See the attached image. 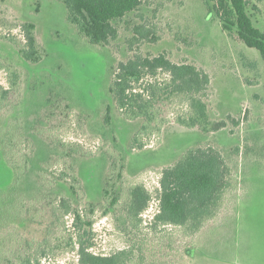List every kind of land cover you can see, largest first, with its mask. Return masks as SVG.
Segmentation results:
<instances>
[{
	"label": "rangeland",
	"instance_id": "obj_1",
	"mask_svg": "<svg viewBox=\"0 0 264 264\" xmlns=\"http://www.w3.org/2000/svg\"><path fill=\"white\" fill-rule=\"evenodd\" d=\"M247 2L254 25L263 30L264 0ZM207 13L203 0H141L138 9L115 23L117 38L101 46L89 43L68 22L62 1L0 0V58L7 56L22 70L16 103L0 110V140L5 135L13 140V156L24 150L31 155L17 187L14 166L20 157H13V166L9 165L3 154L6 147L0 143V251L6 256L0 264H12L28 254L38 264H79L75 252L63 251L64 240L69 233L74 234L70 216L64 218L65 229L55 218L52 231L47 232L51 216L44 200L39 199L48 190L82 209L90 201L102 203L103 181L114 161L123 166L121 198L106 213L97 205L92 214V249L108 254L126 248L129 234L120 229L125 223L120 206L128 188L142 183L151 192L142 213L146 224L157 209L156 188L162 168L200 144L219 147L239 171L240 189L233 194L231 215L220 214L221 209L193 236H185L176 227H165L171 232L174 249L158 250L152 256L155 264H172L179 258L177 264H264V58L245 46L235 28L223 29L220 18ZM24 22L35 25L41 50L38 62H25L7 39H21ZM137 24L147 31L137 34L129 44ZM161 52L174 62L187 60L208 72L211 118L229 114L239 119V124L228 120L225 129L210 135L182 127L175 118L186 105L175 100L166 106L160 133L146 135L144 147L132 148L140 119L128 120L117 111L109 91L112 68L135 54ZM166 78L168 75L160 72L155 79ZM150 80L146 76L142 82ZM0 86H8L4 70H0ZM60 141L91 155L62 153L57 146ZM235 146L239 150L235 151ZM18 149L20 153H16ZM74 158L82 181L77 182L79 202L67 183L56 177ZM44 163L45 182L50 186L47 190L37 177ZM221 216H225L222 223L213 225ZM44 236L48 244L39 245ZM192 246L191 253L184 256V250Z\"/></svg>",
	"mask_w": 264,
	"mask_h": 264
},
{
	"label": "trees",
	"instance_id": "obj_2",
	"mask_svg": "<svg viewBox=\"0 0 264 264\" xmlns=\"http://www.w3.org/2000/svg\"><path fill=\"white\" fill-rule=\"evenodd\" d=\"M59 1L65 4L67 20L78 33L86 37L89 43L101 46H107L111 40L117 38L118 29L115 23L141 5V0ZM203 2L208 9L207 15L214 14L213 18L219 17L225 30L230 31L235 28L245 46L256 49L264 58V29L261 30L254 25L248 11L247 0H213L211 4L210 0ZM21 28L23 31L21 39L15 36L7 39L13 43L25 62H38L41 59V50L34 33L35 25L33 22H24ZM142 28L143 26L138 24L133 27L136 34L129 39V44L137 39V34H145L146 29ZM0 70L5 71L8 83L7 87L0 86L1 110L8 105L11 106L12 102L16 103L15 97L21 89L22 70L7 56L0 58ZM160 72L167 74L168 78L162 81L156 80ZM146 76L153 80L142 82ZM210 85V75L203 68L187 60L174 62L161 52L145 56L135 54L132 58L117 63L112 68L109 91L122 117L132 121L140 119L139 128L134 132L131 142V147L137 148L145 146L143 140L146 135L160 133V126L165 121L166 106L175 100L186 105V110L175 118L177 124L182 127L196 128L210 135L225 129L228 120L238 125L239 119L229 114L224 118H211L208 109ZM106 118L108 119V115ZM12 141L5 135L0 143L6 147L3 154L9 165L13 166L11 162L13 157H20L17 165L14 166L18 175L16 182L18 187L28 170L31 155L25 150L20 153L18 149L16 153L20 154L13 156ZM57 146L62 149V153L69 156L91 155L77 146L76 149H72L66 142L60 141ZM237 150L239 146H235V151ZM234 152L231 154L234 155ZM261 160H264V154ZM76 161L77 159L74 158L72 162L66 163V169L56 177L67 183L70 191L75 195V200L79 202L80 187L77 186V182L80 184L82 181L76 173ZM43 165L45 167L40 168L41 171L38 170L37 177L47 190L50 186L45 182L46 178L43 174L46 163ZM112 165L113 169L107 174V178L105 177L101 189L103 202L98 203L103 208V213L115 208L121 198L120 178L123 166L118 167L116 161ZM238 173L237 168H233L219 147L200 144L187 149L174 163L162 168L159 185L156 188L157 209L146 224L143 223L142 213L149 205L151 192L142 183L128 188L124 203L120 206L125 215V223L120 229L129 234L126 238L127 247L108 254L95 252L92 249L94 245L92 214L97 203L90 201L82 209L78 205H73L69 198L48 190L39 200H44V206L51 216L47 232L52 231L50 227L54 225L55 218L57 224L63 225L65 229L64 218L70 216L74 234L69 233L68 240H64L63 251L75 252L79 264H155L156 261L152 256L154 257L158 250L174 249L171 232L165 227H176L185 236H193L203 230L221 209L220 214L226 212L225 216L231 215L230 203L233 194L240 189ZM224 217H219L217 223L213 225L222 223ZM47 241V236H44L39 245L42 243L47 245ZM192 250L193 246L185 249L184 256L189 255ZM41 252L43 253V250ZM29 255L21 256L20 260L12 264H38V260L35 259L34 262ZM2 257L6 258L0 251V259ZM180 259L182 258L172 260L171 263L177 264Z\"/></svg>",
	"mask_w": 264,
	"mask_h": 264
}]
</instances>
